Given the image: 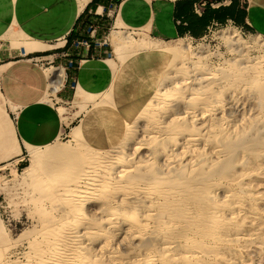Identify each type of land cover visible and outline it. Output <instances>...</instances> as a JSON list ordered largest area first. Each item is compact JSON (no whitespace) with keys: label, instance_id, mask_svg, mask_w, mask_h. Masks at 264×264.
<instances>
[{"label":"rangeland","instance_id":"374dc122","mask_svg":"<svg viewBox=\"0 0 264 264\" xmlns=\"http://www.w3.org/2000/svg\"><path fill=\"white\" fill-rule=\"evenodd\" d=\"M226 30H236L246 40H249L252 37L260 38L263 42V47H259L255 49V51L249 53L248 58H257L258 56L262 57L264 55V37L250 31H242L234 25L212 29L204 38L200 40L183 38L175 41H162L170 44L171 46H166L164 44L156 43L153 41L143 40L142 38H138L137 36L140 31H135L120 26L113 27L108 35L110 45L113 49V59L109 60V63H111L115 68L121 65L122 62H125L130 57L142 51L162 50L172 56L166 67L167 70L163 74L162 78L175 77L176 74L174 73L187 69L194 76L193 79L196 80V83H193L194 85L192 84L196 92L201 93V88L205 83H207V85L205 84V86L209 87V83H211L212 80H215L216 82H212V84L215 85H212V93H217L216 96L218 97V102H225L224 105H222L223 103H221V105L224 107H221V110H219L212 118L200 117L195 122L186 120L182 123V126L184 128L195 126L198 130L202 128L204 129L205 132L203 133L206 137V140L209 138L206 141V143L208 142L206 148L199 150L198 153H196L197 151L192 152L188 157L184 156L185 158L183 157V154H178V159L181 162L180 165L173 167V169H167L165 163L162 160L158 161L156 164L154 172L161 178H164L166 175L171 174V172L173 175H175V173L178 174L179 172H183L182 175L185 178L186 176L190 175L191 172L189 171L191 170V166L193 164L200 166L203 165L204 169H206V175L203 176V182H205V185L207 186L203 185L201 187V192H203V190H205V188H207L209 185L213 186L216 185L215 183L219 182L220 186L218 185L217 187H215L213 192L214 198L207 197L204 199L203 195L199 194V199L195 201L196 203L184 204L183 209L185 214L184 212H182L180 215L183 214L189 217H197L200 213L199 211H201L202 208H206L208 212H212L213 209H215L217 206L221 210L228 207L231 209L232 213H234V209L237 207V205L241 207L245 206L242 208L244 211L243 215L235 214L236 217L234 216L232 218L230 224H224L222 222L221 226H217V230H215L213 226L214 230L212 228L211 230L207 229L203 234L201 231L202 228L201 230H196L197 232L193 230L190 239L185 241L184 235L188 233V228L183 226H179L176 228V226L172 223V220L161 213V206L152 203L153 199H149L144 196H139L136 200H128V198L127 200H124V198H122V204H120L122 210L127 211L135 207L140 209L139 224H146L149 227L144 235H134L133 233H135L136 231V228L134 226V228L129 227L126 229V231L123 230L113 235V240L111 239V248L114 250L117 258L122 264H145L149 256H154L157 264H195V262L196 264H264V88H262L264 87V76L257 79L252 72L253 74L249 73L245 75V77L243 78L244 82L238 81L236 78H234L236 76L235 74H240L241 71H238L240 70L238 66H236V68L235 65L231 64H233V60L236 61L237 59L239 60L241 58L237 56V53V55L235 53L232 54L233 47H228L225 41H223L222 37ZM148 35L153 40H158L152 37L149 33ZM7 40L14 42L23 40V38L16 30L13 29L4 38V41ZM188 53H193V57L187 58ZM189 59H191V61ZM201 64L203 65V67ZM191 65H194L193 68ZM199 65H201V67H199ZM182 67L184 68V70ZM226 69H229V72ZM202 71L204 73L206 71L210 75L211 79H206L205 81H203ZM225 71L228 72V74ZM51 72L52 70H49L47 72L49 76H51ZM232 72L235 76H233ZM54 76H51V79H53ZM182 76L185 77L184 75H181V77ZM221 79H223V82L221 81ZM234 80L235 82H233ZM260 80L263 81V83ZM168 85L169 84H166L165 86L167 87ZM229 86L231 87V89ZM55 87L56 85L52 83L51 88L55 89ZM217 87L221 89V91H218L219 89ZM222 87H224L225 89L222 90ZM83 93L84 94L82 100L81 98H75L72 104L65 107L60 106V111L65 124H69L70 116L74 111L77 110L76 114L80 115L88 109V106L90 104H97L104 96L108 98L107 94L103 96H94L87 94L84 91ZM222 118L223 120L225 118L224 122ZM225 123L226 127H221ZM206 127L208 128L207 130ZM240 136H242V138L238 139V137ZM68 140L70 139L65 138L63 140H58L54 145L39 149L29 147L28 166L23 170H20V172L13 168L11 169V175L9 174L10 172L7 171L0 177V264L33 263V261H30L29 259L31 243L34 241V239L40 238L41 235H43V233L45 232V226L49 221V218H53L54 216V213L52 212L53 207L49 204L50 201L49 203L47 202L42 210L37 209L36 191L37 189H46V185L54 187L56 182L67 183L76 172V164L79 163L76 161V158H73L74 161H71L70 157H72L74 154H82L83 151H86V149L89 148V145L79 135L78 130H75L73 132L72 140ZM212 141L214 142V144H212ZM210 142L212 143L210 144ZM235 143H240L242 145V147H240V149L238 150L239 152L237 153V151L235 150V153L234 151L230 150L229 156L223 155L226 154L225 149H228ZM227 144H229V147L227 146ZM216 146H218L219 148H217ZM37 150L39 154H35V151ZM41 150L42 152H39ZM143 156H145V153ZM204 156H206L207 158H205ZM213 163L215 167H213ZM205 165L209 167H205ZM187 167L188 169H190L188 170ZM216 168L220 170H217ZM119 169L120 168L117 167L114 172L116 173ZM207 169H210L211 171L209 172V170ZM213 169L215 172H218V175L215 173L216 175L214 177L211 174ZM35 180L36 182H33ZM52 181H54L55 183ZM221 182L222 184H225L222 185ZM237 183L240 185H237ZM219 188L223 191L220 192L221 190ZM241 190L243 191V196L242 194H240L242 193ZM228 192L234 194V197L232 199H229V201L224 198L225 196H227ZM119 197H121V195ZM140 200L143 202H140ZM127 201H129L130 204H126ZM131 204L135 205V207ZM230 204H232L233 206ZM85 205L84 213L90 219H99L102 214H107L110 212V210L103 207L101 203H98L94 200L87 201ZM220 206H222V208ZM153 209L156 210L154 211ZM148 216L151 219L148 220ZM152 217H155L156 219H154L153 221ZM56 218L57 220L60 219L59 216H56ZM256 220H259V222ZM253 222L254 224H252ZM166 226L170 227L172 231L165 230ZM85 227L86 226H84V228ZM82 229L83 228L81 227V231L84 230L93 232L92 229ZM202 235H204L203 238H201ZM103 242L104 241L100 240L95 245H93L91 249L92 255H96L99 252V248H101ZM191 244L193 245L191 246ZM197 247H199L200 250ZM197 251H201L200 254L198 253L199 257H196L194 255L192 256V253ZM143 252L144 254L141 255V253ZM131 259L133 261H131ZM101 262V264H110L105 258H102Z\"/></svg>","mask_w":264,"mask_h":264},{"label":"crops","instance_id":"0c3cea01","mask_svg":"<svg viewBox=\"0 0 264 264\" xmlns=\"http://www.w3.org/2000/svg\"><path fill=\"white\" fill-rule=\"evenodd\" d=\"M230 25L264 37V0H0V177L28 166L29 147L72 140L75 130L98 150L121 140L172 56L142 51L115 68L109 63L113 27L171 46L162 41L200 40ZM13 29L23 40L4 41ZM84 38L89 49L76 46ZM83 91L107 94L108 103L90 104L80 115L76 110L65 124L60 106L82 100Z\"/></svg>","mask_w":264,"mask_h":264},{"label":"bare ground","instance_id":"6f19581e","mask_svg":"<svg viewBox=\"0 0 264 264\" xmlns=\"http://www.w3.org/2000/svg\"><path fill=\"white\" fill-rule=\"evenodd\" d=\"M222 39H223V41H225V43L228 47H233L232 54L237 53L238 55L237 54L236 55L239 58H241L239 60L237 59L236 61L233 60V64H231V65H235V67L238 66L240 69L238 71H241L240 74H235L236 76L232 72L233 76H235L234 78H236L238 81H243L244 80L243 78L245 77V75L252 73V72L254 73V76L257 79L259 77L264 76V55L262 57L258 56L259 58L258 57L257 58L256 57L255 58H248L249 53L255 51V49H257L259 47L260 48L263 47V44H262L263 42L260 38L252 37L249 40H246L244 37L241 36V34L238 31L226 30L223 34ZM192 55H193V53H188L187 58L193 57ZM191 59H189V60L191 61ZM186 62H188V61H186ZM122 63H124V62H122ZM201 65H199V67H201ZM187 66H188V64H187ZM193 66H192V68H193ZM202 67H203V65H202ZM231 67H234V66H231ZM195 68H197V67H195ZM166 70H167V68H166ZM183 70H184V68H183ZM206 70H207V68H206ZM226 70L228 71L229 69H226ZM181 71L174 73V74H176L175 77L162 78L161 79L160 84H158L159 86H158L157 90L155 91L154 95L151 97V99L148 101V103L144 106V108L140 111V113L136 116V118H134L132 121L126 122L125 129L123 132V136L115 147L108 149V150H98V149H95V148L89 146V148L87 147L88 149H86V151H83L82 154L81 153H78V154L72 153L74 155L72 157H70V160L74 161L73 158H76V161L79 162L76 164V172L74 173L72 178L67 183L56 182L54 187H52L50 185H46L47 186L46 189H37V191H36V207H37V209L42 210L45 207V205L47 204V202L49 203V201H50L49 204L53 207L52 212L54 213V216L52 215L53 218L52 217L49 218V221L47 222V224L45 226V232L43 233V235H41L40 238L34 239V241L31 243L30 256H29L30 258L29 259H30V261H33V263H31L29 261L30 264H101L102 258L107 259L110 264H122L119 261V259L117 258V255L114 252V250L111 248V239H112L113 235L117 234L123 230L126 231L127 228H129V227L132 228L133 226L136 228L135 233H133L134 235L135 234L136 235L137 234L138 235H144L147 232V229L149 228L146 224L145 225L139 224L140 209L136 208L135 205L131 204L132 206L135 207L133 209H130L127 211L122 210V208L120 207V204H122V201H121L122 198H124V200H127V198H128V200H132V199L136 200L137 197L144 196L146 198L153 199L152 203H155V204H158L159 206H161L160 207L161 213H163L169 219H171L172 223L176 226V228L179 226H183V227L188 228V233L186 235L183 234L185 236V241L190 239V236L192 235L193 230L194 231L199 230V229L201 230V228H202V230H201L202 234L205 233L207 229H209V230H211V228L213 229V226H214V229L217 230L216 229L217 226L218 227L221 226L222 222L224 224L225 223L230 224L231 220L235 216V214L236 215H243L244 211L242 208L245 206L241 207L239 205H237V207L234 209V213H232L231 209L228 207L221 210L217 206L215 209H213L212 212H208V210H206V208H204V209L202 208L201 211H199L200 213L198 214L197 217H193V216L189 217V216H185L183 214L180 215L182 212H184V209H183L184 204L185 203H189V204L196 203L195 201H197V199H199L198 198L199 194L203 195L204 199L207 197L214 198L213 192H214L215 187H217L219 185V182H217V183L214 182L216 185H213V186L209 185L207 188H205V190H203V192H201V187L203 185H205V182H203V176L206 175L205 174L206 169H204L203 165L200 166V165L193 164L191 166V170L189 171V172H191L190 175L186 176L185 178L182 175L183 172L182 173L179 172L178 174L175 173V175H173L171 172V174L166 175L164 178L159 177L154 172L156 164L160 160H162L165 163L167 169H173V167L180 165L181 161L178 159L179 158L178 154L181 153V155L183 154V157L184 156L188 157L190 155V153L195 152V151H197L196 153H198L199 150L206 148V146L208 145V142L206 143V141L209 138L206 140V137L204 136V133H203V132H205L204 129L202 128V129L198 130L195 126H192L191 124L190 125L192 127L184 128L182 126V123L185 122L186 120H191V121L195 122L200 117L201 118H212L214 115H216V113L219 110H221V107H224L222 105H224L225 102L224 103L218 102L217 101L218 97L216 96L217 93L216 94L212 93V90H211L212 85L215 86L214 84H212V82L213 83L216 82L215 80L214 81L212 80V82L210 81L211 83H209V87L205 86V84L207 85V83H205L204 86L201 88V93L196 92L194 87H193V85H194L193 83H196L195 82L196 80L193 79L194 76L192 75V73L189 72L187 69H185L182 72ZM198 71H200V70H198ZM228 72H226V73L228 74ZM213 73H215V72H213ZM202 74H203V81H205L206 79L207 80L211 79L210 75L206 71H205V73L202 71ZM181 75H184L185 77H183V76L181 77ZM221 81L223 82V79H221ZM233 82H235V80ZM261 82L263 83V81H261ZM224 83H226V82H224ZM166 84H169V85L166 87L165 86ZM229 84H231V83H229ZM218 85H220V84H218ZM237 85H238V83H237ZM225 87H227V86H225ZM262 88H264V87H262ZM223 89H225V88L222 87V90ZM230 89H231V87H230ZM218 91H221V89H219ZM219 93H221V92H219ZM102 103H108V98L106 96L102 97L97 104L101 105ZM221 103H223V104L221 105ZM223 110H224V108H223ZM221 116H222V114H221ZM219 119H220V116H219ZM222 120H223V118H222ZM224 120H225V118H224ZM224 120H223V122H224ZM212 121H215V120H212ZM226 123L221 127H224V126L226 127ZM213 125H214V123H213ZM215 126H216V124H215ZM212 127H214V126H212ZM217 127H219V126H217ZM207 129L208 128L206 127V130ZM210 132H212V131H210ZM218 133H216V134H218ZM241 138H242V136L238 137V139H241ZM246 141H248V140H246ZM212 142H210V144ZM227 143H228V141H227ZM212 144H214V142ZM222 145H226V144H222ZM228 145L229 144H227V146ZM216 147L219 148L218 146H216ZM240 147H242V145L240 143H235V144L231 145V147H229L228 149L224 148L226 154H223V155L229 156L230 150L234 151V152L236 150L238 153L239 152L238 150L240 149ZM42 150L39 152H42ZM223 150H222V152H223ZM37 153H38V150L35 151V154H37ZM144 153H145V156H143ZM140 155H142V156H140ZM236 155H234V156H236ZM64 157H65V155H64ZM204 157L207 158L206 156H204ZM219 160H221V159H219ZM222 162H223V160H222ZM236 162H238V161H236ZM198 164H199V162H198ZM213 165H214V163H213ZM187 166H189V165H187ZM117 167H119L120 169L115 173L114 170ZM205 167H209V166L205 165ZM213 167H215V165ZM223 167H222V170H223ZM187 169H188V167H187ZM210 169H207V170H209V172H210L211 171ZM216 169L220 170L218 168H216ZM168 173H170V172H168ZM215 173L217 174L218 172L217 171L215 172L213 169V171L211 172L213 177L216 175ZM241 175H243V174H241ZM227 177H229V176H227ZM40 179H42V178H40ZM33 182H36V180ZM52 182H54V181H52ZM238 183H237V185H240ZM221 184H222V182H221ZM224 184H222V185H224ZM205 186H207V185H205ZM222 191L223 190H221L220 192H222ZM230 191H232V190H230ZM240 194H242V196H243L244 195L243 191ZM120 195H121V197H119ZM233 197H234V194L228 192L227 196H225L224 198L229 201V199H232ZM89 200H94L98 203H101L103 205V207L110 210V212L107 214L106 213L102 214L99 219L88 218L84 213V207L86 206L85 204ZM140 202H143V201L140 200ZM126 204H130V202L127 201ZM243 204H241V205H243ZM230 205H232V204H230ZM220 207L222 208V206H220ZM32 211H34V210H32ZM252 211H254V210H252ZM149 212H148V215H149ZM184 214H185V212H184ZM55 215L59 216L60 219L57 220ZM238 218H237V220H238ZM149 219H151V218L148 216V220ZM152 219L154 221V219H156V218L152 217ZM211 219H212V221H211ZM256 221L259 222V220H256ZM147 223H148V221H147ZM244 223H245V221H244ZM252 224H254V222ZM84 226H86V227L84 228ZM81 227L85 230L86 229H92L93 232L84 231L82 229L84 231L83 232V231H81ZM240 227H242V226H240ZM246 227H247V225H246ZM165 230H171V228L166 226ZM254 232H256V231H254ZM131 236H132V233H131ZM203 236L204 235H202L201 238H203ZM247 236H248V234H247ZM223 237H224V235H223ZM255 237H256V235H255ZM131 239H132V237H131ZM224 239H225V237H224ZM100 240L104 241L103 245L101 246V248H99V252L96 255H92L91 249H92L93 245H95ZM164 240H166V239H164ZM192 245L193 244H191V246ZM228 245H229V243H228ZM235 245H237V244H235ZM161 246H164V245H161ZM176 247H177V245H176ZM197 248L200 250L199 247H197ZM196 249H195V251H196ZM231 249H233V248H231ZM226 250H228V249H226ZM161 251H162V249H161ZM233 251H235V250H233ZM200 252H198V251L193 252L192 256L194 255L196 257H199L198 255L200 254ZM204 252H202V253H204ZM216 253H218V252H216ZM216 253H215V255H216ZM142 254H144V252L141 253V255ZM211 255H212V253H211ZM225 255H226V253H225ZM131 261H133V260L131 259ZM195 261H197V260H195ZM126 263H128V262H126ZM136 263H138V262H136ZM145 264H157V261H156L154 256H149L148 260H147V262H145ZM195 264H196V262H195Z\"/></svg>","mask_w":264,"mask_h":264},{"label":"built area","instance_id":"2783aa9c","mask_svg":"<svg viewBox=\"0 0 264 264\" xmlns=\"http://www.w3.org/2000/svg\"><path fill=\"white\" fill-rule=\"evenodd\" d=\"M94 32H95L94 28H93V27L90 28V34H92V33H94ZM91 45H92V43H91L87 38H84V39H82L80 42H77V43H76V46H77V47H79V46H83V47H85V48H87V49H89V48L91 47Z\"/></svg>","mask_w":264,"mask_h":264},{"label":"water","instance_id":"95a60500","mask_svg":"<svg viewBox=\"0 0 264 264\" xmlns=\"http://www.w3.org/2000/svg\"><path fill=\"white\" fill-rule=\"evenodd\" d=\"M116 1H120V0H116Z\"/></svg>","mask_w":264,"mask_h":264}]
</instances>
